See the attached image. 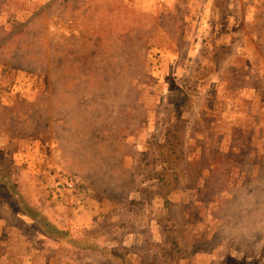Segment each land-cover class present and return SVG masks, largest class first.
<instances>
[{"label": "rangeland", "instance_id": "rangeland-1", "mask_svg": "<svg viewBox=\"0 0 264 264\" xmlns=\"http://www.w3.org/2000/svg\"><path fill=\"white\" fill-rule=\"evenodd\" d=\"M225 255L264 264V0H0V264Z\"/></svg>", "mask_w": 264, "mask_h": 264}, {"label": "trees", "instance_id": "trees-1", "mask_svg": "<svg viewBox=\"0 0 264 264\" xmlns=\"http://www.w3.org/2000/svg\"><path fill=\"white\" fill-rule=\"evenodd\" d=\"M218 30L222 29L223 27H216ZM217 31V30H216ZM221 31V30H220ZM217 41V40H216ZM213 44L216 45L217 49L213 46L214 48V51L215 53L213 54L215 56V58L217 57V53L219 51V45H218V41L217 42H213ZM201 79H204V77H202ZM203 84V82H202ZM183 108H184V105L182 106H179L178 109H181V111L183 112ZM175 123L178 124V122H175L174 120V123L172 126H170V128L166 131V135H168L171 130L173 128H176L178 129L179 126H175ZM165 163V162H164ZM167 164H169V162H166ZM166 171H167V168H165L164 170H162L161 172V177L162 178H158L159 182H161L164 179H166L167 177V174H166ZM175 176L178 175V173L176 172V170L174 169V173H173ZM12 193V192H11ZM15 195H17L20 199V201H25L23 195L20 194V192L16 191L14 192ZM13 194V193H12ZM18 209H22V211H31V212H35V209L33 207H31L29 204L28 205H25V208H18ZM168 215V214H167ZM169 216H165L161 219V225H165L166 226V223L167 221L169 220ZM34 222L38 225H40L41 227V231L44 235L48 236V237H52L54 238L56 241L58 242H65L66 244H69L71 245V249H73L75 252L76 250L77 251H80L82 252L81 254H87L86 252L88 251H91L93 254H99L98 253V250L99 249V244L97 246H95V244H92L89 240L87 239H83V240H75V239H70L69 238V234L67 232H63L61 231L60 229L56 228V226H54L53 224H51L50 222H44V219L43 217H41L40 219H33ZM170 221V220H169ZM165 230V229H164ZM166 232L170 235V232L168 230H165L164 233L166 234ZM169 243V242H168ZM175 248V246H174ZM72 250V251H73ZM102 251V250H101ZM170 252H167V255L170 256L169 254ZM245 253V251L243 252ZM101 255V254H100ZM245 258V257H244ZM230 259H232V257H229V256H226L222 258V262L220 261L218 264H229L230 262ZM236 264H241L239 263V261H236ZM248 264V263H247Z\"/></svg>", "mask_w": 264, "mask_h": 264}, {"label": "crops", "instance_id": "crops-1", "mask_svg": "<svg viewBox=\"0 0 264 264\" xmlns=\"http://www.w3.org/2000/svg\"><path fill=\"white\" fill-rule=\"evenodd\" d=\"M29 193L31 194V191H29ZM38 206V205H37Z\"/></svg>", "mask_w": 264, "mask_h": 264}]
</instances>
